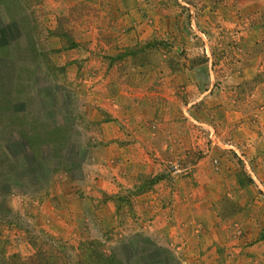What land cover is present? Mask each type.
<instances>
[{
  "label": "rangeland",
  "instance_id": "1",
  "mask_svg": "<svg viewBox=\"0 0 264 264\" xmlns=\"http://www.w3.org/2000/svg\"><path fill=\"white\" fill-rule=\"evenodd\" d=\"M0 24L4 261L264 264V0H0Z\"/></svg>",
  "mask_w": 264,
  "mask_h": 264
},
{
  "label": "trees",
  "instance_id": "2",
  "mask_svg": "<svg viewBox=\"0 0 264 264\" xmlns=\"http://www.w3.org/2000/svg\"><path fill=\"white\" fill-rule=\"evenodd\" d=\"M40 2L44 0H38ZM71 16V15H70ZM8 20L10 17L8 16ZM68 20L67 17L61 16L57 19L56 27L54 30L49 31L50 36L59 38L66 42L67 48L71 49L77 46L76 41L73 37V31L70 29L63 28L65 21ZM64 22V23H63ZM62 23V24H61ZM6 29H8V25H6ZM0 28L2 24H0ZM2 43V42H1ZM6 43L0 45V49L6 48ZM153 182V181H152ZM152 182H149L152 184ZM138 187V189H140ZM145 192L144 189L138 190L134 193V195H138ZM113 200L117 210L121 209V202L123 201V195L116 194L113 196ZM61 250L47 248L45 250L38 249L29 256L27 259L22 260L16 255L7 256L4 261V254L2 253L0 259L4 264H64L62 260ZM75 264H122L121 260L115 257L112 253L105 254L100 249V244L95 241H81L77 244L75 248Z\"/></svg>",
  "mask_w": 264,
  "mask_h": 264
}]
</instances>
